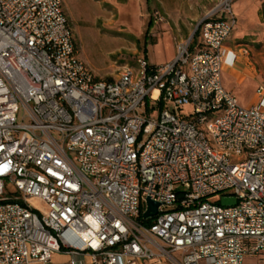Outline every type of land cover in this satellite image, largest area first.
<instances>
[{"label":"built area","instance_id":"built-area-1","mask_svg":"<svg viewBox=\"0 0 264 264\" xmlns=\"http://www.w3.org/2000/svg\"><path fill=\"white\" fill-rule=\"evenodd\" d=\"M235 1L214 0L171 61L138 57L107 80L79 57L62 0H0V264L264 255V85L243 106L222 84Z\"/></svg>","mask_w":264,"mask_h":264},{"label":"rangeland","instance_id":"rangeland-1","mask_svg":"<svg viewBox=\"0 0 264 264\" xmlns=\"http://www.w3.org/2000/svg\"><path fill=\"white\" fill-rule=\"evenodd\" d=\"M62 1L73 30L79 57L97 77L107 80L116 75L120 65L125 62L130 64L138 53L147 52L148 61L152 64H164L169 60L172 50L157 40L170 38L176 51L180 42L193 38L197 22L212 7L210 0ZM251 6L253 31H250L246 38L249 39L248 44L264 59V0H252ZM149 23L151 27H148ZM235 27H242L238 15ZM261 69L264 70V62ZM235 95L243 106L252 98L251 91L244 94L236 90ZM167 106L173 109L171 103ZM176 110L186 115L192 112L190 106ZM157 115L158 112L155 111L153 116ZM219 198L220 205L235 203L232 195L219 193ZM244 264H264V255L257 258L246 257Z\"/></svg>","mask_w":264,"mask_h":264},{"label":"crops","instance_id":"crops-1","mask_svg":"<svg viewBox=\"0 0 264 264\" xmlns=\"http://www.w3.org/2000/svg\"><path fill=\"white\" fill-rule=\"evenodd\" d=\"M145 1L148 2V0ZM209 2H212L213 5V0H210ZM251 5L252 0H236L234 2L233 10L236 15V19L237 15L239 16V19L242 23V27H235L231 36L227 39L223 46L222 55L223 87L226 90L231 91L234 95L236 90L242 91V93L244 94L246 93V91H251L252 98L250 101L247 102L245 106L251 105L258 101L259 98L256 94V90L258 86L264 85V70L261 69L262 62H264V59H262V57L258 55L259 52H257V50H254L253 46L248 44L249 39L246 38L249 32L253 31L252 27L254 24V18L251 12ZM148 27H151V23H149ZM197 40L198 37L195 38V41ZM157 41L165 43L166 46L171 48L172 54L169 57V60L165 61L164 63L171 61L175 56V49L170 38L158 39ZM254 51L256 52L254 53ZM138 57H144L148 61L147 52H142L140 54H136L134 60L131 61L130 64H133ZM262 106H264V101H262ZM70 259L71 257L68 254L55 253L51 257V264H68ZM84 262L88 263L89 258L84 257Z\"/></svg>","mask_w":264,"mask_h":264},{"label":"water","instance_id":"water-1","mask_svg":"<svg viewBox=\"0 0 264 264\" xmlns=\"http://www.w3.org/2000/svg\"><path fill=\"white\" fill-rule=\"evenodd\" d=\"M158 206H159L158 202H155V201L147 198V208L144 211V213L142 214L143 218L148 219V218L153 217L157 212Z\"/></svg>","mask_w":264,"mask_h":264},{"label":"trees","instance_id":"trees-1","mask_svg":"<svg viewBox=\"0 0 264 264\" xmlns=\"http://www.w3.org/2000/svg\"><path fill=\"white\" fill-rule=\"evenodd\" d=\"M197 33L195 32L194 36H193V39H195ZM146 223H150L151 221L150 220H145Z\"/></svg>","mask_w":264,"mask_h":264}]
</instances>
